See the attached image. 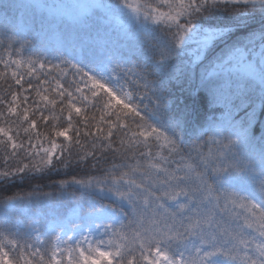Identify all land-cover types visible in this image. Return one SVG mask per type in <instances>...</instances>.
I'll use <instances>...</instances> for the list:
<instances>
[{
	"label": "snow or ice",
	"instance_id": "6c2138e0",
	"mask_svg": "<svg viewBox=\"0 0 264 264\" xmlns=\"http://www.w3.org/2000/svg\"><path fill=\"white\" fill-rule=\"evenodd\" d=\"M77 9L0 0V185L85 170L0 200V264H264V0Z\"/></svg>",
	"mask_w": 264,
	"mask_h": 264
},
{
	"label": "trees",
	"instance_id": "16d2710c",
	"mask_svg": "<svg viewBox=\"0 0 264 264\" xmlns=\"http://www.w3.org/2000/svg\"><path fill=\"white\" fill-rule=\"evenodd\" d=\"M19 3H37V2H45V0H17ZM49 4H61L67 6V10L76 11L77 6H83L84 0H46ZM73 5V6H70ZM71 8V9H70ZM27 19V16H25V20ZM13 24L20 25L21 24V13L20 11H17L13 14ZM30 38V37H29ZM2 68V66H0ZM264 119V117H261ZM256 134H259V126L256 127ZM4 139L3 137H0V140ZM3 151H2V145H0V170H3ZM10 163H12L10 161ZM85 170L77 169V168H71V169H64L62 167H59L55 170H52L45 174L44 176H37L32 179L25 178L24 180H21L19 178H13L11 182H9L6 185H0V200H2L6 196H23L25 198L24 202H27L28 197L31 195L33 199V203H36V197L38 195H41L44 192H50V191H57L55 187H53V182L58 181L61 179H71L73 176H76L77 178H81L84 175ZM37 186H39V189H37ZM71 191V189H69ZM77 203H81L86 207V204L84 201H76L72 199L71 197H64L60 199L57 203L59 205L58 211L60 212V215H63L66 211V209L69 206H73ZM107 203V201H105ZM46 208V207H41ZM87 209V207H86Z\"/></svg>",
	"mask_w": 264,
	"mask_h": 264
},
{
	"label": "rangeland",
	"instance_id": "374dc122",
	"mask_svg": "<svg viewBox=\"0 0 264 264\" xmlns=\"http://www.w3.org/2000/svg\"><path fill=\"white\" fill-rule=\"evenodd\" d=\"M94 3L95 2H98V0H95V1H93ZM27 211H29V209H20V208H10L9 209V213H8V215L11 217V216H13L14 215V212H16V213H25V212H27ZM77 211H80V207L78 206V207H75V208H73V209H71L69 212H68V215L67 216H70V215H72L73 213H75V212H77ZM3 215V213H0V216H2Z\"/></svg>",
	"mask_w": 264,
	"mask_h": 264
}]
</instances>
